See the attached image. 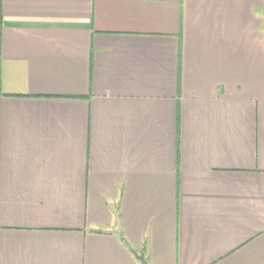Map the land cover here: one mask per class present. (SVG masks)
<instances>
[{
  "label": "crops",
  "instance_id": "0c3cea01",
  "mask_svg": "<svg viewBox=\"0 0 264 264\" xmlns=\"http://www.w3.org/2000/svg\"><path fill=\"white\" fill-rule=\"evenodd\" d=\"M264 264V0H0V264Z\"/></svg>",
  "mask_w": 264,
  "mask_h": 264
},
{
  "label": "water",
  "instance_id": "95a60500",
  "mask_svg": "<svg viewBox=\"0 0 264 264\" xmlns=\"http://www.w3.org/2000/svg\"><path fill=\"white\" fill-rule=\"evenodd\" d=\"M135 257H136L137 259H139V260L141 261L142 264H145V260H144L143 255L135 254Z\"/></svg>",
  "mask_w": 264,
  "mask_h": 264
}]
</instances>
